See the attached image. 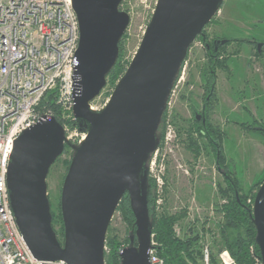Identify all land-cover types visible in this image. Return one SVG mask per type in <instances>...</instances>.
Masks as SVG:
<instances>
[{
	"label": "water",
	"instance_id": "1",
	"mask_svg": "<svg viewBox=\"0 0 264 264\" xmlns=\"http://www.w3.org/2000/svg\"><path fill=\"white\" fill-rule=\"evenodd\" d=\"M79 29L72 114L83 122L79 145L61 125L42 119L15 140L6 186L16 225L35 259L44 263L105 264L107 230L126 194L135 220L120 264H149L151 243L143 172L157 148L156 132L187 52L223 0H157L139 46L99 112L90 110L115 66L130 18L123 0H70ZM226 40H217L224 45ZM262 44H257L260 53ZM200 120V115L195 116ZM204 124L205 121L202 120ZM71 148L60 194L63 244L52 228L47 194L50 168ZM148 174V168H147ZM255 246L264 264V181L253 200Z\"/></svg>",
	"mask_w": 264,
	"mask_h": 264
},
{
	"label": "rangeland",
	"instance_id": "2",
	"mask_svg": "<svg viewBox=\"0 0 264 264\" xmlns=\"http://www.w3.org/2000/svg\"><path fill=\"white\" fill-rule=\"evenodd\" d=\"M156 1L123 0L120 6V10L130 18L121 40L119 65L123 70H126L139 46ZM205 33L211 39L227 37L247 41L243 44L232 43L226 49L229 54L237 53L228 60L230 72H217L218 104L210 114V121L224 133L223 154L236 174L242 193L256 195L258 188L254 185L264 180V137L259 133L242 131L234 122H251V118H254L264 123V55L257 57L255 54L256 44L264 42V0H223L222 7L214 16L213 22L205 28ZM204 63L202 43L196 40L177 76L175 93L170 100L171 107L166 111L168 124L165 123V131L169 125L175 138L172 144L165 145V150L163 138L158 147V155L160 159V155H164V162L160 167L157 160L154 170L164 168L161 198L162 202L166 198V211L169 214L179 213L183 209L187 211L186 218L173 227L176 237L186 239L190 235L189 228L194 229L200 237L195 248L198 253L195 259L202 264L204 250L208 247L210 259L217 258L216 264H219V250H226L220 237L222 217L217 212L218 205L222 203L217 190L222 178L209 150H202L200 157L194 160L182 142L183 131L188 129L192 121L191 107L197 111L201 108L200 68ZM116 83L107 80L105 88L92 104L95 109H101L105 105ZM181 96H185L187 100H183ZM178 129L180 134L177 133ZM165 134L166 132L164 136ZM72 155L73 151L65 147L47 177L52 228L61 244L60 194ZM152 176L153 173L149 170L151 180ZM162 202L160 204H164ZM112 236L120 241L127 236L126 226L118 212H115L107 230L106 237Z\"/></svg>",
	"mask_w": 264,
	"mask_h": 264
},
{
	"label": "built area",
	"instance_id": "3",
	"mask_svg": "<svg viewBox=\"0 0 264 264\" xmlns=\"http://www.w3.org/2000/svg\"><path fill=\"white\" fill-rule=\"evenodd\" d=\"M78 40V22L70 0H0V264H65L38 261L29 251L10 208L6 175L15 140L25 129L44 118H54L71 145H79L85 140L86 133L76 126L72 114V77L77 65ZM175 87L174 82L166 101V111L171 107ZM50 94L58 108V119L51 109H38ZM93 102L90 110L94 112H99L107 104L95 109ZM170 129L168 125L164 150L165 145L172 144L175 138ZM159 152L160 148H156L147 168L148 175L149 170L153 173L157 205L160 206L164 168L154 170L157 160L160 167L164 162V155H160V159ZM150 246L149 264H164L156 254L152 236ZM107 252L105 246L104 254ZM121 252L122 249L119 254ZM249 252L252 264H261L259 253L252 245ZM201 261L202 264L211 263L208 247ZM218 263L236 264L227 250L219 252Z\"/></svg>",
	"mask_w": 264,
	"mask_h": 264
},
{
	"label": "trees",
	"instance_id": "4",
	"mask_svg": "<svg viewBox=\"0 0 264 264\" xmlns=\"http://www.w3.org/2000/svg\"><path fill=\"white\" fill-rule=\"evenodd\" d=\"M222 5L223 2L219 9ZM213 19L204 27L202 34L196 38V40H199L202 43L205 59V63L202 68H200V89L202 91L200 96L201 108L197 111L194 107H191L192 121L188 129L183 131L184 140L182 142L185 149L191 153L194 160L200 157V154L204 149L209 150L212 153L216 169L222 178L221 183H218L217 189L219 199L222 202L218 205L217 209V212L222 217V225L220 227L221 240L225 249L236 264H250L251 255L249 247L252 245L258 253V249L255 246L256 231L252 223L251 214L255 195H250V192L242 193L236 174L231 170L223 154L222 143L224 140V133L219 128L215 127L210 121V114L218 104L216 96L217 72H230L228 60L232 55L237 53L236 51L233 54H229L226 49L232 43L243 44L247 41L230 39L227 37L209 38L205 33V28L213 22ZM219 39L226 40V43L217 46L216 41ZM249 43L253 44L254 42ZM118 47L119 54L117 62L107 76V80L113 83L114 81L117 82L125 72V69L123 70L119 65L121 41ZM188 52L184 62L187 60ZM255 54L257 57L264 55V42L262 43L260 53L256 50ZM181 98L187 100L185 96H181ZM188 101L190 100L188 99ZM190 106L193 105L190 104ZM38 109L40 111L43 109H51L54 113V117L58 119V108L54 103V97L52 94L48 95L46 99L40 103ZM196 115H200V120L195 119ZM202 120L205 121L204 124L202 123ZM165 123L166 110L161 117L156 132L157 148L161 146L163 142ZM234 123L238 125L242 131L259 133V135L264 137L263 122H258L254 118H251V122L235 121ZM75 124L81 130L86 131V126L83 122L75 121ZM177 131L178 134L181 133L180 129ZM263 181H261V183ZM143 182L146 194L149 229L151 231L152 240L155 243L157 256L163 260L164 264H199L195 259V255L196 257L198 255L195 248L200 239L199 235L194 229L189 228L190 235L188 238L180 239L176 237L173 231L174 225L186 218V209H183L176 214H169L164 206L166 204V198L163 199L162 203L164 204H161L160 206L157 205L156 186L154 181L149 178L147 168H145L143 172ZM261 183L255 184L254 187L259 188ZM164 192H166V188ZM116 212L120 214L121 219L126 226L127 236L123 241L118 240L116 236H112L111 238L106 237L105 246L107 247L108 252L104 254L105 264H120L119 251L129 246V235L135 231V220L126 194L120 201ZM59 219H61V214L59 215ZM61 232L63 236V225L61 227ZM222 250L223 249H220L219 252ZM216 259L217 258L211 257V264H216Z\"/></svg>",
	"mask_w": 264,
	"mask_h": 264
},
{
	"label": "flooded vegetation",
	"instance_id": "5",
	"mask_svg": "<svg viewBox=\"0 0 264 264\" xmlns=\"http://www.w3.org/2000/svg\"><path fill=\"white\" fill-rule=\"evenodd\" d=\"M220 40V39H219ZM256 50H257V44H256ZM157 201H158V195H157ZM157 203V202H156ZM159 206V205H158Z\"/></svg>",
	"mask_w": 264,
	"mask_h": 264
}]
</instances>
